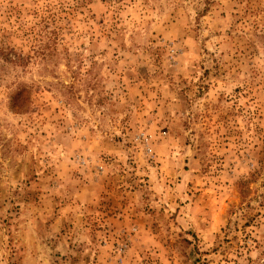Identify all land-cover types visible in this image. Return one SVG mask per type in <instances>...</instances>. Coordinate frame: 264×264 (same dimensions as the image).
<instances>
[{"label":"rangeland","instance_id":"obj_1","mask_svg":"<svg viewBox=\"0 0 264 264\" xmlns=\"http://www.w3.org/2000/svg\"><path fill=\"white\" fill-rule=\"evenodd\" d=\"M0 264H264V0H0Z\"/></svg>","mask_w":264,"mask_h":264}]
</instances>
